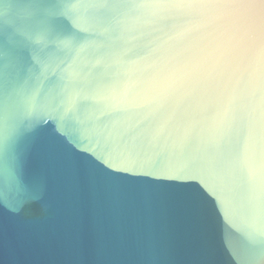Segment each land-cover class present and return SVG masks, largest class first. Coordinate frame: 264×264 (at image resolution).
Returning <instances> with one entry per match:
<instances>
[{
    "label": "water",
    "instance_id": "obj_1",
    "mask_svg": "<svg viewBox=\"0 0 264 264\" xmlns=\"http://www.w3.org/2000/svg\"><path fill=\"white\" fill-rule=\"evenodd\" d=\"M0 264H264V0H0Z\"/></svg>",
    "mask_w": 264,
    "mask_h": 264
}]
</instances>
